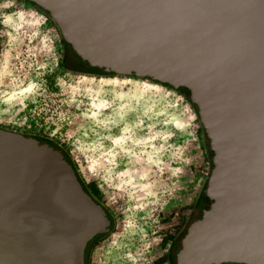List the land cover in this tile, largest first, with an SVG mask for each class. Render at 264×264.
Returning <instances> with one entry per match:
<instances>
[{
  "label": "water",
  "instance_id": "95a60500",
  "mask_svg": "<svg viewBox=\"0 0 264 264\" xmlns=\"http://www.w3.org/2000/svg\"><path fill=\"white\" fill-rule=\"evenodd\" d=\"M88 69L196 109L211 163L189 233L214 262L264 264V0H23ZM112 219L53 141L0 127V264H86Z\"/></svg>",
  "mask_w": 264,
  "mask_h": 264
},
{
  "label": "rangeland",
  "instance_id": "374dc122",
  "mask_svg": "<svg viewBox=\"0 0 264 264\" xmlns=\"http://www.w3.org/2000/svg\"><path fill=\"white\" fill-rule=\"evenodd\" d=\"M62 48L46 14L0 0V125L48 134L109 213L86 264H167L211 168L196 109L146 79L68 72Z\"/></svg>",
  "mask_w": 264,
  "mask_h": 264
},
{
  "label": "flooded vegetation",
  "instance_id": "af4514ba",
  "mask_svg": "<svg viewBox=\"0 0 264 264\" xmlns=\"http://www.w3.org/2000/svg\"><path fill=\"white\" fill-rule=\"evenodd\" d=\"M17 1L22 2L29 8L38 10L36 6L26 1L23 0H17ZM59 63L64 70L71 73H79V74L81 73V74H91V75L96 74L94 73L95 70L88 69L83 63H81L77 59L75 55L70 53L67 50L64 43H63V48L61 50ZM0 127L10 131L27 134L38 139L51 140L48 134H45L42 131L40 132V128H35V127L31 128L30 125L25 127L26 128L25 131L22 129L21 130L12 129L1 125ZM189 224L190 222H186L185 226H183L177 233L173 235L165 251V262L167 264H213L214 261L210 257L207 247L201 245L199 239L197 237L192 236L189 233L188 231Z\"/></svg>",
  "mask_w": 264,
  "mask_h": 264
},
{
  "label": "trees",
  "instance_id": "16d2710c",
  "mask_svg": "<svg viewBox=\"0 0 264 264\" xmlns=\"http://www.w3.org/2000/svg\"><path fill=\"white\" fill-rule=\"evenodd\" d=\"M147 81H149V80H147ZM149 82H150V81H149ZM152 83L158 84V83H156V82H152ZM158 85H160V84H158ZM161 86L168 88V87L165 86V85H161ZM168 89H169V88H168ZM209 163H210V161H209ZM210 164H211V163H210ZM210 166H211V165H210Z\"/></svg>",
  "mask_w": 264,
  "mask_h": 264
}]
</instances>
